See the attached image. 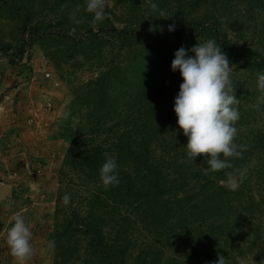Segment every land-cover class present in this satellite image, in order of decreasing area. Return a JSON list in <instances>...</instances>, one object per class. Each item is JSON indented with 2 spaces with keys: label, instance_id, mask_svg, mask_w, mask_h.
<instances>
[{
  "label": "trees",
  "instance_id": "obj_1",
  "mask_svg": "<svg viewBox=\"0 0 264 264\" xmlns=\"http://www.w3.org/2000/svg\"><path fill=\"white\" fill-rule=\"evenodd\" d=\"M235 1L152 0L172 16L165 20L148 0H112L107 18L93 23L87 0H0V56L14 66L41 44L71 89L79 119L56 136L69 147L49 236L53 264H214L218 254L227 264L250 255L264 261V193L253 185L264 191V104L256 107L264 43L245 51L229 39L230 31L242 32L234 26L240 20ZM257 1L264 14V0ZM8 27L12 41L5 40ZM209 39L235 74L250 73L252 81H232L240 99L235 142L243 147L232 163L247 169L235 191L222 183L234 169L211 172L205 156L188 158L174 111L183 83L172 70L175 53ZM68 64L89 78L68 81L71 73L62 71ZM109 157L118 164L119 184L105 188L100 168Z\"/></svg>",
  "mask_w": 264,
  "mask_h": 264
},
{
  "label": "rangeland",
  "instance_id": "obj_2",
  "mask_svg": "<svg viewBox=\"0 0 264 264\" xmlns=\"http://www.w3.org/2000/svg\"><path fill=\"white\" fill-rule=\"evenodd\" d=\"M107 4L112 6V0H107ZM209 5L207 1L204 7ZM260 6L257 0L239 2L240 20L234 21V26L240 24L242 32L238 35L230 31L229 39L245 51L259 49L264 43V30H261L264 14ZM120 13H116L119 18ZM54 26L49 31H54ZM4 34L6 41H12L10 27ZM0 59L5 64L0 67V263L16 264L7 245V234L14 225L13 216L20 212L33 233L34 255L30 264H53L49 236L54 228L58 171L69 147L56 136L78 124L79 119L72 115L71 89L59 77L54 61L46 57L41 44L35 45L17 65L8 64L1 56ZM62 71L64 76L67 71L71 73L66 78L68 81H82L90 76L83 71L75 72L69 64L63 65ZM41 75L52 84L45 94L39 91L37 83ZM249 76L250 73L233 71L231 79L251 83ZM25 113L35 114L26 118ZM261 126L264 127V122ZM258 164V159L252 163L254 173L258 172ZM253 185L259 191L256 193H264L255 180ZM260 222L264 237V218ZM261 261L250 255L241 264H261Z\"/></svg>",
  "mask_w": 264,
  "mask_h": 264
},
{
  "label": "clouds",
  "instance_id": "obj_3",
  "mask_svg": "<svg viewBox=\"0 0 264 264\" xmlns=\"http://www.w3.org/2000/svg\"><path fill=\"white\" fill-rule=\"evenodd\" d=\"M148 3L153 13H159L160 19L172 18L152 0H148ZM107 6V0H87L86 11L94 14L93 23L107 18ZM174 30L175 24L170 25L168 31ZM149 31L155 32L156 28L152 27ZM189 51L194 55H189ZM172 70H179L183 79L174 111L179 128L188 140V158L195 162L198 156H205L211 172L234 169L232 161L242 157L243 147L235 142L240 120V99H237L232 84L233 67L227 55L214 39H209L204 43L198 42L190 50L183 47L177 50ZM257 85L260 92L256 105L258 108L264 104V71L257 73ZM236 173L239 174V180ZM246 173L247 169L226 171V179L222 183L235 191ZM100 178L105 188L119 184L118 164L114 158H106L100 168ZM70 199V195L66 194L63 203L67 205ZM13 220L14 225L7 234V245L16 264H30L34 255L31 227L20 212L13 216ZM214 264H227V259L218 254Z\"/></svg>",
  "mask_w": 264,
  "mask_h": 264
},
{
  "label": "crops",
  "instance_id": "obj_4",
  "mask_svg": "<svg viewBox=\"0 0 264 264\" xmlns=\"http://www.w3.org/2000/svg\"><path fill=\"white\" fill-rule=\"evenodd\" d=\"M2 65H5L4 64V61H3V59L1 60L0 59V67L2 66ZM1 70V69H0ZM42 72H44V71H42ZM47 75V74H46ZM47 77V76H46ZM45 77V75H41V81H39V82H37L38 84H39V91L40 92H42V93H44L45 94V89H48V87H51V81H50V79H47ZM37 83H35V81H34V85H33V87H36V85H37ZM33 107L35 108L36 107V104L35 105H33ZM35 114V113H34ZM34 114H28V113H25V117L26 118H30L31 116H33ZM33 124L35 123V121H33L32 122ZM0 264H8V262H4L3 261V263H0Z\"/></svg>",
  "mask_w": 264,
  "mask_h": 264
},
{
  "label": "built area",
  "instance_id": "obj_5",
  "mask_svg": "<svg viewBox=\"0 0 264 264\" xmlns=\"http://www.w3.org/2000/svg\"><path fill=\"white\" fill-rule=\"evenodd\" d=\"M46 76H47V77H49L50 75H49V74H47Z\"/></svg>",
  "mask_w": 264,
  "mask_h": 264
}]
</instances>
